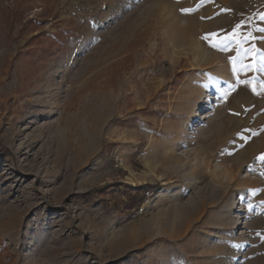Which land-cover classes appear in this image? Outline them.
I'll return each mask as SVG.
<instances>
[{
  "label": "rangeland",
  "instance_id": "374dc122",
  "mask_svg": "<svg viewBox=\"0 0 264 264\" xmlns=\"http://www.w3.org/2000/svg\"><path fill=\"white\" fill-rule=\"evenodd\" d=\"M261 17L0 0V264H264Z\"/></svg>",
  "mask_w": 264,
  "mask_h": 264
},
{
  "label": "trees",
  "instance_id": "16d2710c",
  "mask_svg": "<svg viewBox=\"0 0 264 264\" xmlns=\"http://www.w3.org/2000/svg\"><path fill=\"white\" fill-rule=\"evenodd\" d=\"M147 190H151L152 187L148 186L146 187ZM94 190L88 191L85 194H82L81 197H85V196H91L93 194ZM143 201V197H140L139 199H137L136 204L133 206V211H135V209L137 208L136 206L141 204Z\"/></svg>",
  "mask_w": 264,
  "mask_h": 264
},
{
  "label": "snow or ice",
  "instance_id": "6c2138e0",
  "mask_svg": "<svg viewBox=\"0 0 264 264\" xmlns=\"http://www.w3.org/2000/svg\"><path fill=\"white\" fill-rule=\"evenodd\" d=\"M183 11L187 12V11H190V10H188V9H185V10H183ZM261 19H264V17H261ZM260 31H264V29H260ZM253 91H256V90H255V89H253ZM262 158H264V157H262Z\"/></svg>",
  "mask_w": 264,
  "mask_h": 264
},
{
  "label": "built area",
  "instance_id": "2783aa9c",
  "mask_svg": "<svg viewBox=\"0 0 264 264\" xmlns=\"http://www.w3.org/2000/svg\"><path fill=\"white\" fill-rule=\"evenodd\" d=\"M140 211H141V209H139V211H138V212H140ZM138 212H137V213H138Z\"/></svg>",
  "mask_w": 264,
  "mask_h": 264
}]
</instances>
